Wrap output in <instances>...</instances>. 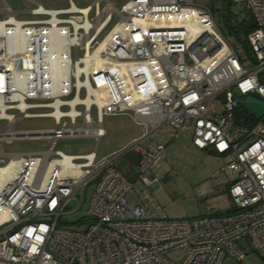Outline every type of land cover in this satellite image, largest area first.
<instances>
[{
    "label": "built area",
    "instance_id": "built-area-1",
    "mask_svg": "<svg viewBox=\"0 0 264 264\" xmlns=\"http://www.w3.org/2000/svg\"><path fill=\"white\" fill-rule=\"evenodd\" d=\"M231 2L243 7L237 21L248 14L255 24L245 63L213 11L193 0H129L119 8L110 0L84 8L68 0L67 8L38 5L30 11L43 17L36 20L17 19L0 0L1 262L222 264L245 256L244 239L264 259V117L251 127L238 124L233 100L236 89L264 99V0ZM212 101H220V112ZM117 114L143 128L131 146L138 153L130 178L118 167L126 151L97 155L103 118ZM35 117L52 118L54 127H19ZM165 126L191 128L195 147L227 158L220 173L229 211L166 217L152 195L166 147L152 140L143 146ZM79 137L93 139V150L55 149L59 140ZM30 139L52 146L5 152L4 144ZM93 183L86 212L71 223ZM176 252L182 258L170 259Z\"/></svg>",
    "mask_w": 264,
    "mask_h": 264
},
{
    "label": "rangeland",
    "instance_id": "rangeland-1",
    "mask_svg": "<svg viewBox=\"0 0 264 264\" xmlns=\"http://www.w3.org/2000/svg\"><path fill=\"white\" fill-rule=\"evenodd\" d=\"M7 7L14 13H18L19 20H36L43 18L30 13L38 5L47 10L67 8L68 0H5ZM94 0H73L79 8L91 5ZM117 5V8L129 0H110ZM199 7H209L214 14L217 26L226 33L224 17L227 14V5L224 0H193ZM102 6L104 3H101ZM233 14L243 11L241 5H232ZM248 14H246V17ZM6 17L1 11L0 20ZM92 17V14L91 16ZM241 55L245 54L242 40L230 37ZM213 103V101H212ZM214 107L220 112L222 105L220 101H214ZM91 115L96 116L95 108ZM64 119H62V122ZM0 121V127L4 125ZM78 121V125H79ZM103 126L106 131L105 136L100 140L97 155L106 156L113 153L126 151L118 161V167L130 178L136 171L138 147L131 148L134 140H138L142 135L143 128L138 125L130 114H117L105 116ZM21 129L27 130H49L54 127L52 118H26L19 125ZM193 132L191 128L181 129L177 132L165 126L154 133L147 142L153 141L161 143L166 147L165 158L161 161L160 167L155 170V174L160 180V186L152 191L157 204L162 208L166 217L171 219H188L206 215L209 213H223L230 205L229 196L223 186H219L227 178L220 173V170L227 162V158L209 149H198L192 142ZM52 146L50 139H30L16 140L9 144H4L7 153H38L49 149ZM95 141L91 138H70L59 140L55 149L67 154L87 153L93 150ZM128 151V152H127ZM220 173V174H219ZM225 178V179H224ZM207 189L206 195H200V189ZM94 189V183L90 184L83 192L82 208L69 216L71 223L77 221L88 207ZM128 201L132 203L131 196ZM221 210L222 212H214ZM225 212V211H224ZM71 228L78 229L72 225ZM240 245L245 250V256L238 260L227 256L222 264H264V259L252 249L247 240L240 241ZM182 252L170 254L172 260L182 258Z\"/></svg>",
    "mask_w": 264,
    "mask_h": 264
},
{
    "label": "trees",
    "instance_id": "trees-1",
    "mask_svg": "<svg viewBox=\"0 0 264 264\" xmlns=\"http://www.w3.org/2000/svg\"><path fill=\"white\" fill-rule=\"evenodd\" d=\"M227 5V14L224 17L225 20V29H227L226 33L223 32L224 36L229 40V42L232 44L234 49L237 51V54L239 56V59L241 62L245 63L246 60L249 58V48L246 42L247 35L252 32L255 29V24L253 19L250 16H247L246 18L242 19L241 21L236 20L235 14L232 13L231 7L232 2L231 0H224ZM230 37H234L237 40H242V45L245 49V54L241 55L238 52V49L236 48L235 44L230 40ZM234 117L238 124L246 127L253 126L258 120H256L252 115H250L243 107L237 106L234 109Z\"/></svg>",
    "mask_w": 264,
    "mask_h": 264
},
{
    "label": "water",
    "instance_id": "water-1",
    "mask_svg": "<svg viewBox=\"0 0 264 264\" xmlns=\"http://www.w3.org/2000/svg\"><path fill=\"white\" fill-rule=\"evenodd\" d=\"M233 100L256 120H260L264 117V99L257 94L248 93L245 96H242L236 89L233 91Z\"/></svg>",
    "mask_w": 264,
    "mask_h": 264
},
{
    "label": "crops",
    "instance_id": "crops-1",
    "mask_svg": "<svg viewBox=\"0 0 264 264\" xmlns=\"http://www.w3.org/2000/svg\"><path fill=\"white\" fill-rule=\"evenodd\" d=\"M143 146H145V144H143ZM210 150V152H213V153H215L214 151H212L211 149H209ZM220 174V173H219ZM225 179V178H224ZM219 186H223L224 188H225V190H226V192H227V194H228V191H227V184H226V179L225 180H223L222 181V183H220L219 184ZM202 189H205V188H202ZM206 191H207V189H205ZM230 208H231V201H230V205L228 206V208H226V210H224L225 212H227V211H229L230 210ZM223 211V212H224ZM214 212H222L221 210H214ZM212 213V212H211ZM0 264H8V263H4V262H1L0 261Z\"/></svg>",
    "mask_w": 264,
    "mask_h": 264
},
{
    "label": "bare ground",
    "instance_id": "bare-ground-1",
    "mask_svg": "<svg viewBox=\"0 0 264 264\" xmlns=\"http://www.w3.org/2000/svg\"><path fill=\"white\" fill-rule=\"evenodd\" d=\"M10 47V46H9ZM17 49H20V47H17ZM59 55H53L52 57H51V61H52V63L53 62H55L56 63V61H57V57H58ZM53 66H54V64H53ZM54 92V91H53ZM16 98L18 99H21L22 100V97H20V96H16ZM20 106H23V102L20 104ZM2 165V164H1ZM3 173H5V171L4 170H2V175H3Z\"/></svg>",
    "mask_w": 264,
    "mask_h": 264
}]
</instances>
